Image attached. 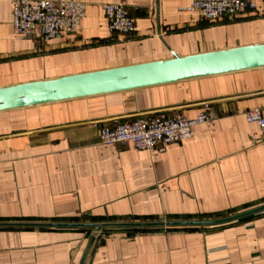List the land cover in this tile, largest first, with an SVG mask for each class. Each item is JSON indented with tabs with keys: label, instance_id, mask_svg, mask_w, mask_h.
Here are the masks:
<instances>
[{
	"label": "crops",
	"instance_id": "1",
	"mask_svg": "<svg viewBox=\"0 0 264 264\" xmlns=\"http://www.w3.org/2000/svg\"><path fill=\"white\" fill-rule=\"evenodd\" d=\"M76 35L20 38L0 0V86L264 42V9L210 20L192 0H78ZM127 4L131 33L112 31L104 3ZM264 68L0 112V221L210 220L264 205ZM210 124L162 153L102 145L99 125L155 117ZM91 230L0 227V264H79ZM84 264H264V211L207 227H108Z\"/></svg>",
	"mask_w": 264,
	"mask_h": 264
},
{
	"label": "water",
	"instance_id": "2",
	"mask_svg": "<svg viewBox=\"0 0 264 264\" xmlns=\"http://www.w3.org/2000/svg\"><path fill=\"white\" fill-rule=\"evenodd\" d=\"M258 68H264V42L183 56L173 53L172 57L160 60L0 86V112ZM262 211L264 205L210 220L102 223L0 221V227L90 228L91 233L79 262L84 264L96 233L108 227H207Z\"/></svg>",
	"mask_w": 264,
	"mask_h": 264
},
{
	"label": "built area",
	"instance_id": "3",
	"mask_svg": "<svg viewBox=\"0 0 264 264\" xmlns=\"http://www.w3.org/2000/svg\"><path fill=\"white\" fill-rule=\"evenodd\" d=\"M112 31L131 33L136 19L127 4L104 3L102 5ZM264 9V0H192L183 10L198 12L202 17L217 20L236 17ZM86 14V3L78 0H13V29L20 38L39 39L48 42L62 35H76ZM246 119L257 123L264 139V113L261 107L245 111ZM213 121L209 112L195 117L160 114L155 117H139L134 120L115 121L113 125L95 123L102 145L131 144L135 149L162 153L170 145L193 136V128Z\"/></svg>",
	"mask_w": 264,
	"mask_h": 264
},
{
	"label": "trees",
	"instance_id": "4",
	"mask_svg": "<svg viewBox=\"0 0 264 264\" xmlns=\"http://www.w3.org/2000/svg\"><path fill=\"white\" fill-rule=\"evenodd\" d=\"M42 228H46V227H42ZM86 229H89V230H91L90 228H86Z\"/></svg>",
	"mask_w": 264,
	"mask_h": 264
}]
</instances>
